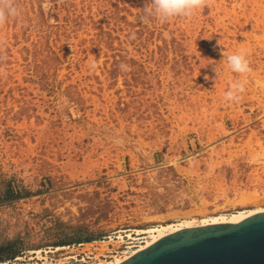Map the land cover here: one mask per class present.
<instances>
[{
	"label": "rangeland",
	"instance_id": "1",
	"mask_svg": "<svg viewBox=\"0 0 264 264\" xmlns=\"http://www.w3.org/2000/svg\"><path fill=\"white\" fill-rule=\"evenodd\" d=\"M15 3L0 25V264L107 263L136 248L121 234L264 207V0L164 24L142 19L150 0ZM222 50L252 72L218 75Z\"/></svg>",
	"mask_w": 264,
	"mask_h": 264
},
{
	"label": "water",
	"instance_id": "2",
	"mask_svg": "<svg viewBox=\"0 0 264 264\" xmlns=\"http://www.w3.org/2000/svg\"><path fill=\"white\" fill-rule=\"evenodd\" d=\"M118 264H264V211L179 229Z\"/></svg>",
	"mask_w": 264,
	"mask_h": 264
},
{
	"label": "clouds",
	"instance_id": "3",
	"mask_svg": "<svg viewBox=\"0 0 264 264\" xmlns=\"http://www.w3.org/2000/svg\"><path fill=\"white\" fill-rule=\"evenodd\" d=\"M211 3L212 0H150V3L144 6L142 19L152 18L161 24L170 23L176 18H191L202 8L210 6ZM19 16L20 10L15 0H0V25ZM4 45L5 41L0 40V49ZM246 55V52L243 51L229 54L222 50V63L219 66L214 65V71L219 75L221 68H224L241 77H246L252 72ZM97 66L95 60L90 61V70H96ZM120 68L123 71L130 70L125 64H121ZM246 83V79L232 81L224 94V100L229 103H238L246 91Z\"/></svg>",
	"mask_w": 264,
	"mask_h": 264
},
{
	"label": "bare ground",
	"instance_id": "4",
	"mask_svg": "<svg viewBox=\"0 0 264 264\" xmlns=\"http://www.w3.org/2000/svg\"><path fill=\"white\" fill-rule=\"evenodd\" d=\"M264 211V207L258 206L257 208L254 209H249V210H241V211H237L235 213H229V214H221V215H215V216H206V217H201V218H193V219H182V220H177V221H170L167 223H161L158 224L154 227H150L148 229H142V230H137L136 231V236H133V233H127L126 235H119L118 238H121L122 240H124L125 236L130 237V239L132 238L135 239V241L138 239H145V237H140L139 235L141 234H146L149 233L150 234V238L149 239H145V240H141L139 241L140 244H133V245H129L131 244V242H129L128 247L129 248H134L132 249L130 252L126 251V254H124V256L122 255V257H116L115 260L111 261V262H107V263H99V264H118L119 262L123 261L124 259L129 258L130 256H132L133 254H135L136 252L146 248L147 246L151 245L152 243H154L155 241H157L158 239L162 238L163 236H166L168 234H171L179 229L188 227V226H195V225H205V224H214V223H221L224 221H234V222H238L241 221L249 216H251L252 214L255 213H259V212H263ZM192 218V217H191ZM135 235V233H134ZM149 236V235H148ZM121 240V241H122ZM125 241V240H124ZM128 249V248H127ZM123 252V251H122ZM117 256V255H116Z\"/></svg>",
	"mask_w": 264,
	"mask_h": 264
}]
</instances>
